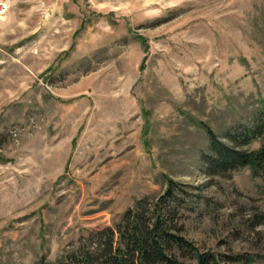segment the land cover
<instances>
[{
  "label": "rangeland",
  "instance_id": "1",
  "mask_svg": "<svg viewBox=\"0 0 264 264\" xmlns=\"http://www.w3.org/2000/svg\"><path fill=\"white\" fill-rule=\"evenodd\" d=\"M262 104L264 0H0V264L55 260L169 179L201 250L264 264V178L201 160L204 126L228 142Z\"/></svg>",
  "mask_w": 264,
  "mask_h": 264
},
{
  "label": "trees",
  "instance_id": "2",
  "mask_svg": "<svg viewBox=\"0 0 264 264\" xmlns=\"http://www.w3.org/2000/svg\"><path fill=\"white\" fill-rule=\"evenodd\" d=\"M209 148L201 155L208 177L224 176L239 168L250 167L253 174L264 178V104L248 124L228 130V142L204 126ZM260 139L256 149L243 148ZM190 193L173 180L154 200H135L119 220L111 226L91 231L75 246L55 260L41 257L37 264H222L251 263L248 253L215 254L201 250L184 233L180 222L185 211L194 210V200H185ZM262 223L258 220L256 224ZM264 257V256H263Z\"/></svg>",
  "mask_w": 264,
  "mask_h": 264
}]
</instances>
